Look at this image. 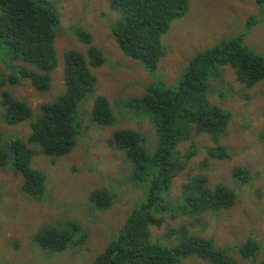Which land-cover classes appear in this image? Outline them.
<instances>
[{"label":"trees","instance_id":"16d2710c","mask_svg":"<svg viewBox=\"0 0 264 264\" xmlns=\"http://www.w3.org/2000/svg\"><path fill=\"white\" fill-rule=\"evenodd\" d=\"M264 13V0H254ZM109 8L117 14L110 25V34L121 53L139 62L154 73L166 55L162 37L170 24L184 16L188 0H109ZM255 23L250 18L242 32L224 38L209 48L196 51L178 78L170 85L156 79L144 86L143 94L124 105L147 115L155 132L151 149L135 131L120 129L107 140L110 148L125 153L130 163L131 178L141 188V195L127 213L117 234L111 238L92 264H181L189 257L208 264H238L236 253L251 264L256 262L261 244L249 237L232 247L216 246L212 238L176 230L177 243L167 246L150 240V227H159L160 214L176 213L196 216L205 212L230 209L236 200L234 190L223 184L208 187L204 174H197L182 185L180 196L170 199L172 179L196 155L192 143L181 156L177 147L190 142L195 135L206 134L215 143L207 148L208 157L229 160L231 153L219 144L231 120V113L210 104V82L221 79V69L232 70L237 83L246 89L264 82V57L245 41L246 33ZM60 29V17L47 0H0V88L27 82L35 92L46 93L52 83V72L58 65L54 41ZM72 35L86 46L84 54L69 49L63 52L64 91L50 103L39 106L36 114L22 100L3 90L0 93L1 119L6 126L29 122L26 138H5L0 131V169L9 167L21 176V191L41 201L45 197V175L31 167L34 156L41 153L53 159L70 153L82 134L80 105L93 97L91 119L100 126L116 123L108 100L95 94L96 79L92 69L106 63L103 53L92 45V36L79 27ZM5 71V73H4ZM264 145V129L260 134ZM37 148V150L35 149ZM232 180L245 185L251 179L246 168H233ZM114 195L96 190L89 201L98 210L108 209ZM171 217H173L171 215ZM67 229L41 227L33 239L43 251L60 253L75 244ZM83 235V234H82ZM85 236V235H83Z\"/></svg>","mask_w":264,"mask_h":264},{"label":"rangeland","instance_id":"374dc122","mask_svg":"<svg viewBox=\"0 0 264 264\" xmlns=\"http://www.w3.org/2000/svg\"><path fill=\"white\" fill-rule=\"evenodd\" d=\"M47 1L60 17V29L54 41L58 65L51 74L50 89L37 93L22 81L17 86L1 87L0 93L10 92L34 114L40 105L52 102L64 91L63 52L72 49L84 54L86 51V46L71 33L72 27H79L90 33L92 45L106 59L102 67L91 71L96 79L95 94L108 100L116 123L106 127L92 121L93 97L80 105L82 134L75 148L55 159L39 153L31 161V167L45 175V197L41 201L21 191V176L9 167L0 169V264H92L117 234L141 195L140 186L132 181L125 153L110 148L107 140L113 132L128 129L143 136L147 149L155 142L149 117L126 107L124 102L141 96L144 86L156 79L165 85L173 83L196 51L239 34L250 18L255 23L246 33V44L264 57V13L254 0H188L186 14L174 20L162 37L166 55L154 73L145 71L139 62L125 57L117 48L109 30L117 14L110 10L109 0ZM221 76L220 80L210 82L212 92L208 101L231 113L226 132L219 140L231 158L208 157L206 149L213 148L215 143L206 134L181 143L177 147L178 156L186 153L191 143L196 155L172 179L169 198L179 197L183 184L197 174H204L209 188L220 183L234 190L236 202L230 209L196 216L160 214L162 223L150 227V240L171 246L177 243L176 230L180 227L189 234L212 238L219 247L240 245L251 237L261 244L258 262L264 258V145L260 141L264 129V82L246 89L236 82L228 67L221 69ZM0 131L5 138L23 139L30 132L29 122L6 126L0 115ZM237 167L248 170L251 179L247 184L232 180L231 172ZM96 190L114 195L108 209L98 210L89 201L90 194ZM70 224L79 228L70 231L76 243L60 253L41 250L33 239L43 226L67 229ZM232 255L238 264H251L236 253ZM181 264L208 263L189 257Z\"/></svg>","mask_w":264,"mask_h":264}]
</instances>
